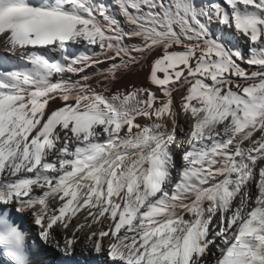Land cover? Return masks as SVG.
I'll use <instances>...</instances> for the list:
<instances>
[{
    "label": "snow or ice",
    "instance_id": "obj_1",
    "mask_svg": "<svg viewBox=\"0 0 264 264\" xmlns=\"http://www.w3.org/2000/svg\"><path fill=\"white\" fill-rule=\"evenodd\" d=\"M0 243L264 264V0H0Z\"/></svg>",
    "mask_w": 264,
    "mask_h": 264
},
{
    "label": "bare ground",
    "instance_id": "obj_2",
    "mask_svg": "<svg viewBox=\"0 0 264 264\" xmlns=\"http://www.w3.org/2000/svg\"><path fill=\"white\" fill-rule=\"evenodd\" d=\"M35 236L36 228L31 227L30 232L27 234L26 242L39 244V241L35 239ZM35 258L38 261V264H58L59 254L51 248L40 246Z\"/></svg>",
    "mask_w": 264,
    "mask_h": 264
},
{
    "label": "clouds",
    "instance_id": "obj_3",
    "mask_svg": "<svg viewBox=\"0 0 264 264\" xmlns=\"http://www.w3.org/2000/svg\"><path fill=\"white\" fill-rule=\"evenodd\" d=\"M26 239H27V234L26 233H22L20 238H19V241H18L19 250L22 253H24L25 258H26V252H25V249H24V245H25ZM0 248L4 249V255L10 261V264H20V261H17L15 257H13L11 255H8V252H9V246L8 245L0 243Z\"/></svg>",
    "mask_w": 264,
    "mask_h": 264
}]
</instances>
